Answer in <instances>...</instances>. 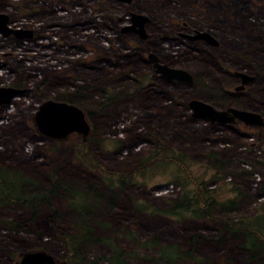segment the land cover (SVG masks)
Wrapping results in <instances>:
<instances>
[{
    "label": "rangeland",
    "instance_id": "rangeland-1",
    "mask_svg": "<svg viewBox=\"0 0 264 264\" xmlns=\"http://www.w3.org/2000/svg\"><path fill=\"white\" fill-rule=\"evenodd\" d=\"M52 8L59 24L75 23V35L20 41L0 34V87L23 80L25 90L0 105L8 148H0V165L32 178L23 182L26 195L45 197L37 206L0 204V264H19L35 251L74 264L60 236L80 225L100 240L79 250L84 261L77 264H111L115 252L124 264H161L156 251L168 245L181 253L171 264H264L242 249L238 234L222 229L223 221L251 217L264 199V0H0V13H13L14 25L38 26L39 13H29ZM130 14L146 17L144 37L121 32ZM196 30L215 44L186 38ZM150 53L191 82L164 81ZM53 65L57 72L47 68ZM238 74L247 79L241 83ZM66 95L84 112L89 133L43 138L33 121L38 106ZM191 99L257 113L263 125L192 117ZM157 144L187 158L189 175L216 201L210 218L166 212L193 187L174 164L154 157ZM53 180L84 196L50 193ZM83 201L91 208L79 210Z\"/></svg>",
    "mask_w": 264,
    "mask_h": 264
},
{
    "label": "trees",
    "instance_id": "trees-1",
    "mask_svg": "<svg viewBox=\"0 0 264 264\" xmlns=\"http://www.w3.org/2000/svg\"><path fill=\"white\" fill-rule=\"evenodd\" d=\"M130 56V54H128ZM127 56V57H128ZM22 69H26V66L22 64ZM23 80L18 82V86L23 85ZM66 99V100H65ZM65 100L68 103H72L70 99V95L65 96ZM229 97H222V104L226 106L229 104ZM38 136L33 137L35 141H38ZM0 148H7L2 145V141L0 138ZM8 149V148H7ZM164 149L165 147H161L159 144L156 145V151L154 157L162 155L165 162L172 163L179 169L189 180L192 185V190L189 191V196L182 189L180 195L176 200L171 201L168 204L167 213L172 216H180L183 214H187L192 218L198 219H207L210 218L211 212L216 205V201H214L213 196L209 189L204 187L203 181H198L190 173L187 172L186 169V157L183 154L172 148L171 154L168 155ZM35 149H32V152ZM155 158H150L149 161H154ZM31 177H27V175L23 174L22 171L7 167L5 164L0 165V204H33L37 206L38 201L44 199V196L41 195H30L25 194L23 192L24 181L31 184ZM58 181H51L52 189L50 193L56 190H63L64 192H70L69 195L76 196L81 195L84 196V191L73 190L74 186L64 185L60 183L58 185ZM23 183V184H22ZM88 186V185H87ZM262 192L264 193V185L261 186ZM89 195V194H87ZM71 205V204H70ZM92 203L89 207V202H81L80 205H77L79 210L89 209L91 208ZM142 210V207L139 208ZM84 212V211H83ZM222 229L227 230L229 232L238 234L240 236L239 244L242 249L246 252L252 253V257H256L260 255L264 260V199L261 203H259L255 214L251 217L247 218H239L231 221H223ZM93 231V230H92ZM92 231L89 227L84 225H80L73 233H63L60 236V241L62 243V247L65 251L66 256L68 257L69 262L82 263L84 258L79 255V250L82 247H86V245L92 244L99 239V237H94L92 235ZM219 241V239H217ZM186 252L185 254H188ZM156 254L158 258L161 260V264H171L181 253H178L176 246L168 245L164 247H160ZM119 253L115 252L107 261L112 262L111 264H124L121 257H119ZM86 262H84L85 264ZM89 263V262H88Z\"/></svg>",
    "mask_w": 264,
    "mask_h": 264
},
{
    "label": "water",
    "instance_id": "water-1",
    "mask_svg": "<svg viewBox=\"0 0 264 264\" xmlns=\"http://www.w3.org/2000/svg\"><path fill=\"white\" fill-rule=\"evenodd\" d=\"M128 1V0H121ZM146 17L137 14H130V26L121 28V32L130 31L135 26V29L141 37H144L142 24ZM7 26V15L0 13V33L3 36L13 33L15 37H30L31 31L23 29H11ZM134 31V30H133ZM189 39H203L209 44H215L212 37L204 31H194L193 36ZM148 59L152 62L153 71L159 74L164 80H180L186 83L191 82L190 75L181 69L170 68L164 64L158 63V58L155 54H148ZM242 83L247 79L243 74H238ZM241 87H235L238 90ZM25 92L22 88L11 86L0 87V105L9 104L13 98ZM187 107L191 110L192 117H202L211 123H234L235 121L242 122L248 126H262L263 121L259 114L239 110L236 108L227 107L225 109H215L211 105L200 100L191 99L187 102ZM34 125L39 134L43 137L53 140L65 138L70 133H77L86 136L89 133L90 127L85 117L84 112L72 104L60 101L47 100L38 106L34 114ZM19 264H59L53 260V257L42 251L25 253L21 256Z\"/></svg>",
    "mask_w": 264,
    "mask_h": 264
},
{
    "label": "flooded vegetation",
    "instance_id": "flooded-vegetation-1",
    "mask_svg": "<svg viewBox=\"0 0 264 264\" xmlns=\"http://www.w3.org/2000/svg\"><path fill=\"white\" fill-rule=\"evenodd\" d=\"M58 11V10H57ZM57 11H53V8H52V10H50V9H48V10H38V11H31L29 14H33L32 15V17L33 16H35V14L34 13H39L38 14V18H37V21L39 22V25L38 26H31V25H28L27 23L26 24H20V25H14V23H13V21H11L12 20V14L13 13H11V14H9V17L7 16V24H8V26H10L11 28H17V29H23V30H29V31H31V36L30 37H28V36H26V37H22V38H20L19 40L20 41H24V40H29V39H32V40H37L39 37H46L45 39H50L53 35L54 36H57V37H60V38H66V37H69L70 35H69V32H71L72 33V35H75V27H76V25H75V23H74V25H71V24H69V25H66V24H63V23H60L59 24V19L56 17V14H57ZM31 17V18H32ZM70 18H73V16L70 14ZM32 20V19H31ZM147 21V19L144 21V22H146ZM77 25H79V24H81V23H76ZM84 24V23H83ZM85 25H86V23H85ZM142 26H143V24H142ZM7 27V26H6ZM138 27V26H137ZM142 28V27H141ZM57 29H61V34L60 35H58V33H57ZM135 31V32H137L136 30H135V27L134 28H132L130 31ZM196 31H198V30H196ZM138 33V32H137ZM1 34V33H0ZM139 34V33H138ZM9 35H11V37H14V38H16V39H18L17 37H15V35L13 34V33H11V34H8L7 36H9ZM143 35H144V33H143ZM181 35V34H180ZM141 36V35H140ZM182 36V35H181ZM183 36H185V35H183ZM6 37V36H5ZM84 37H86V36H84ZM187 39H189L188 37H186ZM62 39V40H63ZM53 43H49V44H47V45H45V44H43L42 45V47H44V52H45V48H49L50 46H48V45H52ZM54 46V45H53ZM71 46H74L73 44H69V47H71ZM43 52V53H44ZM132 53V52H131ZM45 55V54H44ZM149 60V59H148ZM22 64H24V62L22 63ZM53 67L54 68H56L55 67V65H53V66H47V68H51L54 72H57V70H54L53 69ZM89 68H90V66H89ZM69 70L71 71V68L69 67ZM55 76H57V75H55ZM241 79V78H240ZM165 81V80H164ZM168 81V80H167ZM172 80H169L168 82H171ZM241 83H242V81H241ZM15 87V86H14ZM23 87V85L22 86H16L15 88H22ZM239 87V86H238ZM241 88L243 87V86H240ZM241 88L240 89H238V90H234L233 89V91H237V92H239L240 90H241ZM236 92V93H237ZM232 94V93H231ZM232 96H234L233 94L232 95H229V94H224L223 95V97H232ZM64 98L63 99H65V96H63ZM14 99V98H13ZM12 99V100H13ZM231 99V98H230ZM12 100H11V102H12ZM48 100H53V101H60V102H65V103H68V102H66L65 100H62V98H50V99H48ZM10 102V103H11ZM9 103V104H10ZM9 104H5V105H9ZM68 104H72V105H74V106H77L75 103H68ZM3 106V105H2ZM78 107V106H77ZM86 117V116H85ZM248 126V125H247ZM251 126V125H250ZM251 127H253V125L251 126ZM40 136H42L41 134H39ZM43 137V136H42ZM44 138V137H43ZM48 139V138H47ZM49 140V139H48ZM50 140H53V139H50ZM31 141H35V140H31ZM181 152V151H180Z\"/></svg>",
    "mask_w": 264,
    "mask_h": 264
}]
</instances>
